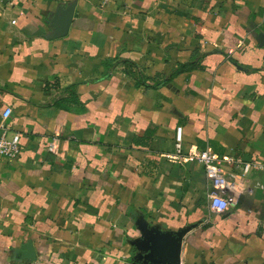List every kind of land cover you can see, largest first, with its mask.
Instances as JSON below:
<instances>
[{
    "label": "crops",
    "instance_id": "1",
    "mask_svg": "<svg viewBox=\"0 0 264 264\" xmlns=\"http://www.w3.org/2000/svg\"><path fill=\"white\" fill-rule=\"evenodd\" d=\"M2 126L0 264H150L134 242L186 228L181 264H264V172L219 214L173 158L182 128L185 155L264 161V0H7Z\"/></svg>",
    "mask_w": 264,
    "mask_h": 264
},
{
    "label": "built area",
    "instance_id": "2",
    "mask_svg": "<svg viewBox=\"0 0 264 264\" xmlns=\"http://www.w3.org/2000/svg\"><path fill=\"white\" fill-rule=\"evenodd\" d=\"M7 0H0L2 6ZM103 4H112L118 0H102ZM16 24V21H13ZM12 114L11 109H7L3 115L8 120ZM3 135L0 138V156L16 159L21 154V136L15 134L12 138H7V128L2 126ZM183 129L178 128L176 134L174 160L186 159L189 162L202 166L206 176L211 183L209 194L210 208L215 213L226 212L231 204H236L239 197L245 190V180L252 173L264 172V161H245L234 155L218 156L210 150H204L185 155L183 144ZM61 138L58 135L52 137L47 145V151L59 155ZM34 264V262L20 263Z\"/></svg>",
    "mask_w": 264,
    "mask_h": 264
},
{
    "label": "water",
    "instance_id": "3",
    "mask_svg": "<svg viewBox=\"0 0 264 264\" xmlns=\"http://www.w3.org/2000/svg\"><path fill=\"white\" fill-rule=\"evenodd\" d=\"M75 6H70L53 22V28L57 32V37L62 38L68 35ZM192 228H186L180 232H163L150 230L143 233L141 240L135 241L137 255L134 260L143 261L150 264H181V254L184 236Z\"/></svg>",
    "mask_w": 264,
    "mask_h": 264
}]
</instances>
